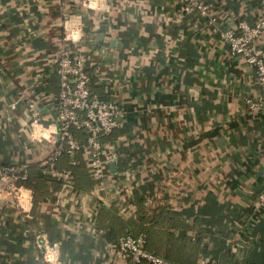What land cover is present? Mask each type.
Segmentation results:
<instances>
[{"label":"crops","instance_id":"0c3cea01","mask_svg":"<svg viewBox=\"0 0 264 264\" xmlns=\"http://www.w3.org/2000/svg\"><path fill=\"white\" fill-rule=\"evenodd\" d=\"M203 1L223 26L264 15V0ZM78 22L88 31L73 46L119 104L123 132L113 143L135 164L126 176L104 167L90 191L59 199L58 189L33 207L32 197L21 209L0 193V264H46L33 242L39 228L62 264H148L131 261L106 235L118 225L104 205L127 217L139 194H148L155 220L146 222V249L169 248L185 264L209 255L227 264V252L235 264H264V105H248L259 85L191 0H0V163L38 172L52 149L34 138L26 103L35 101L53 128L57 51L65 23Z\"/></svg>","mask_w":264,"mask_h":264},{"label":"built area","instance_id":"2783aa9c","mask_svg":"<svg viewBox=\"0 0 264 264\" xmlns=\"http://www.w3.org/2000/svg\"><path fill=\"white\" fill-rule=\"evenodd\" d=\"M82 3L88 5L90 0H82ZM191 4L206 16L210 31L228 45L231 53L241 55L254 71L259 93L255 99H248V105L253 109L264 105V41L259 39L264 32V15L253 21L240 18L233 25L223 26L211 12L208 3L191 0ZM84 34L81 22L69 27L65 23V32L56 57L58 88L50 102V109L54 110L53 115L50 113L53 128L47 130V126L39 119L40 109L35 101L28 100L26 103L34 138L44 139L52 144V149L43 157L41 165L48 169L49 174L61 180L57 195L59 199L76 191L72 172L55 166L56 158L63 151L73 154L82 149L88 167L99 177L104 167L110 170L109 163L113 161L117 164L121 157L115 143L102 140L104 134L121 125V108L115 100L101 97L91 90L86 58L73 46V41H79ZM12 106L14 107L13 104ZM78 131L83 132L82 139L77 136ZM119 174L126 176L129 173L123 170ZM27 176L25 162L0 163V193L21 209L24 208L22 200L29 201L32 197L31 188L23 183ZM259 199H264V189L260 191ZM33 242L41 249L42 259L46 264H62L57 243L49 239L44 229L39 228L34 232ZM113 245L136 263L185 264L146 249L143 233L126 234Z\"/></svg>","mask_w":264,"mask_h":264},{"label":"trees","instance_id":"16d2710c","mask_svg":"<svg viewBox=\"0 0 264 264\" xmlns=\"http://www.w3.org/2000/svg\"><path fill=\"white\" fill-rule=\"evenodd\" d=\"M81 54H83L86 58V71L89 76V85L91 90L94 93H97L99 96L108 98L101 90V84L96 82V77L92 71L93 65L90 63V60L88 58V54H84V52L80 51ZM123 132V128L121 127H115L110 131L109 133H106L102 136V140L108 143H113V141L116 140V138L120 137L121 133ZM77 136L82 139L83 138V132L78 131ZM117 152L121 155V159L117 161V169L118 171L127 170L129 171L132 169V167L135 164L134 158L130 155V153L123 149V146L121 142L119 145H116ZM55 166L58 168H67L69 169L73 174V184L76 189H82L86 191H90L98 182L99 179H101L99 176H96L90 167L87 165L86 158L83 155V150L78 149L73 154H69L65 151H63L55 160ZM27 179L23 182L26 186H29L32 190V201L33 206H35V203L42 199L43 197L50 196L54 191L58 190L61 186V180L57 177H55L52 174H40L37 172L35 168L30 167L27 168ZM50 182V183H49ZM148 197V194L144 195H137L136 198V209L131 214L129 212L128 216H117L116 215V209L112 208L113 205H104L111 215L113 214L115 216V219L117 221V228H113V226H109L106 232V235L110 240L117 242L120 237L131 234V235H137L138 233H143L145 237V246H146V239H147V231L148 226L146 224L147 221L151 224L155 221H151V215L149 214V206L145 203L146 199ZM142 206V207H141ZM170 233H168V238H170ZM195 242L199 241V236H195ZM191 239V238H189ZM207 246V243H203V247ZM146 248V247H145ZM155 252V251H153ZM163 257L171 258V254L169 253V248H166L163 252H155ZM225 261L227 264H235V257L233 253L227 252L225 255ZM173 260V259H172ZM143 262V261H142ZM147 263V262H146ZM182 263V262H181ZM187 264V263H186ZM199 264H221L218 262L216 257H212L209 255L208 260L205 262H200ZM250 264H257L255 262H251Z\"/></svg>","mask_w":264,"mask_h":264},{"label":"water","instance_id":"95a60500","mask_svg":"<svg viewBox=\"0 0 264 264\" xmlns=\"http://www.w3.org/2000/svg\"><path fill=\"white\" fill-rule=\"evenodd\" d=\"M83 29H84L85 32L88 31V27H87V26H84ZM103 30H104V23H101V25L97 28V31H98V33H97V42L94 43V45H93L94 48L97 46V43L103 41V37H104V32H103ZM111 42L114 43V39H111ZM107 50H108V49H107L106 47H100V52H102V53H104V54L107 52ZM109 56H110V55H109ZM109 165H110L111 170H112V171H115V169H116V165H115V163H114L113 161H111V162L109 163ZM42 168H44V170H42ZM38 172H39V173L43 172V173H45V174H49L48 169H47L44 165H41V166H40V168L38 169Z\"/></svg>","mask_w":264,"mask_h":264},{"label":"rangeland","instance_id":"374dc122","mask_svg":"<svg viewBox=\"0 0 264 264\" xmlns=\"http://www.w3.org/2000/svg\"><path fill=\"white\" fill-rule=\"evenodd\" d=\"M261 16H262V15H261ZM259 39H260L261 41H264V32L261 33ZM49 116H50V113H49Z\"/></svg>","mask_w":264,"mask_h":264},{"label":"clouds","instance_id":"9594fccd","mask_svg":"<svg viewBox=\"0 0 264 264\" xmlns=\"http://www.w3.org/2000/svg\"><path fill=\"white\" fill-rule=\"evenodd\" d=\"M51 259V258H50Z\"/></svg>","mask_w":264,"mask_h":264}]
</instances>
